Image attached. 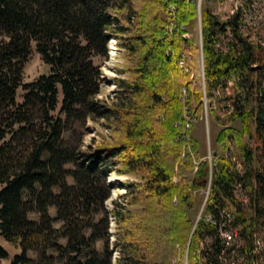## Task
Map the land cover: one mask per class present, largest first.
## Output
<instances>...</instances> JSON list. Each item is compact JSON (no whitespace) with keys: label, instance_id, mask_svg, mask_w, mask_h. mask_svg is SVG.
<instances>
[{"label":"trees","instance_id":"trees-1","mask_svg":"<svg viewBox=\"0 0 264 264\" xmlns=\"http://www.w3.org/2000/svg\"><path fill=\"white\" fill-rule=\"evenodd\" d=\"M177 12L190 23L194 7L181 2ZM165 17L164 0H0V235L19 247L7 264H111L109 215L116 264H175L176 246L189 241L190 249L212 232L188 212L195 189L206 187L203 212L225 207L245 244L252 231L264 241V43L238 32L236 15L221 20L203 6L202 77L189 78L164 49L194 58L197 46L178 34L163 37ZM226 24L231 38L218 50ZM110 36L120 39L125 61L108 101L96 97L94 58L106 56ZM32 42L48 71L22 82ZM225 88L223 115L215 114L217 149L210 161L199 159L182 107L195 117L203 96L212 104V91ZM87 115L101 117L111 133L84 148ZM236 119L239 128L230 124ZM192 157L196 168L187 176ZM111 169L132 178L123 182L124 202L112 199L108 211ZM6 254L0 245V259Z\"/></svg>","mask_w":264,"mask_h":264},{"label":"rangeland","instance_id":"rangeland-1","mask_svg":"<svg viewBox=\"0 0 264 264\" xmlns=\"http://www.w3.org/2000/svg\"><path fill=\"white\" fill-rule=\"evenodd\" d=\"M215 0H201V8L203 6H210L211 8L214 6ZM257 11L259 14V25L258 28L253 30V33H251V40L252 42L259 41L260 44L264 43V0H255ZM218 17L222 15V11H219L216 13ZM189 22V21H188ZM186 22V23H188ZM196 23V16L190 20V29L193 32L189 33V39H193L194 43L197 46V52L192 59V61L189 62L191 68L190 70L185 71L184 69L180 68L177 63L176 65L178 68L183 70L185 73H187V77L193 78V76L202 77V59H201V50H200V44H199V38L198 33L195 32L194 25ZM165 24H166V17H165ZM164 24V27H165ZM240 31H247V23H240ZM186 25V24H185ZM193 27V28H192ZM164 31V28H163ZM162 31V34H163ZM187 31V29H186ZM119 40L117 36H110L106 43V56L105 57H99L96 56L94 58L95 63L99 66V75L101 77L99 90L96 93V97L102 98L104 100L111 101L112 98H114V94L116 92V83L114 82V78L116 77H122L124 76V73H120L117 70L121 68L125 61V54L123 47L119 46ZM113 47V48H112ZM165 51V49H164ZM166 52V51H165ZM164 52V53H165ZM176 62V61H175ZM48 71V65L45 64L42 59L40 58L39 54L35 51L33 42L30 46V52L27 56L26 60L23 63L22 66V82H27L35 78L38 74L46 73ZM182 90V88H181ZM21 86L17 87L16 93H15V99L20 100V94H21ZM228 89H221V90H213V96H215V100L213 99L212 104L209 103L207 96H203L202 98V104L199 107L196 116L191 117L188 119L187 116L192 115L191 113L187 114L186 108L182 107V115L185 117L186 120H188V127L185 126L186 123L183 125V131L186 129L187 132V139H191L194 142L195 146V152L199 156V159L208 158L210 153H213L214 150L217 149V144L214 141V137L218 129L220 128L219 124H217L215 120V114L218 116L223 115V107L222 104L224 102L223 95L227 94ZM220 96V97H219ZM184 94H181L179 96V99L183 102L184 100ZM194 104V103H192ZM159 118H161L160 115H158ZM103 119L101 117H92L90 115H87L85 117L84 121V134L82 135V147L86 148L87 146H95L96 144H99L101 142H104L108 140L109 135L111 133V128L106 126L103 123ZM232 126L239 128L240 123L239 120L236 119L230 123ZM185 128V129H184ZM187 140V141H188ZM255 139L254 135L250 138V145L254 146ZM192 166L191 169H183V173L187 176H191L193 174V171L196 168L197 159L195 157H192ZM132 177L127 173H119L116 172L114 169H111L110 171L106 172V182L109 185V195L104 201L105 208L109 211L112 207L111 200L115 199L118 202H124V185L123 182L125 180L131 179ZM195 195H196V203L193 208H191L188 212L189 215L194 221L196 214L200 208V205L203 201L204 197V189L201 191V189H195ZM242 202L245 204L246 197L242 195ZM50 213H53V208L49 209ZM27 216L29 218L36 219L37 215L34 212L28 213ZM116 224L112 217L109 215L108 217V231L110 232L109 236V244L108 249L110 250V262L113 264L116 263L117 258V251L115 250L114 246H112V240L114 238V233L116 231ZM0 245L6 250L7 254L6 256L2 257L0 259V264H7L11 255L13 253H16L19 251V247L16 244H13L9 241H6L3 239V237L0 235ZM189 241H187L185 244H183L181 247L176 246L179 248V253L175 254L171 257V262H174L175 264L179 262L181 259V264H187L188 263V252L191 250L188 248ZM201 250L197 249V257L199 256V252ZM29 255H33V252L28 250L27 252ZM198 259V258H197ZM114 261V262H113ZM198 261H200L198 259ZM114 263V264H115Z\"/></svg>","mask_w":264,"mask_h":264},{"label":"built area","instance_id":"built-area-1","mask_svg":"<svg viewBox=\"0 0 264 264\" xmlns=\"http://www.w3.org/2000/svg\"><path fill=\"white\" fill-rule=\"evenodd\" d=\"M168 2L170 4V13L167 16V24H171L174 29H177L178 24H186L187 36L181 38L188 39V32L193 31L190 29V23H185L178 16L177 7L181 1L169 0ZM192 6L194 7V17L196 16V23L194 22L195 25L193 27L195 32L198 33V38L201 42V0H192ZM210 11L216 16V13L222 11V15L220 17L217 16L221 20H226L236 15L238 32L244 35L247 40L252 41L250 34L259 25V14L255 0H215L214 6L212 8L210 7ZM240 23H247V31H240ZM162 35L165 38L173 37L166 36V34ZM230 38V28L226 24L224 25V31L218 34V39L215 40L214 47L218 50H225L226 43ZM165 51L176 52L177 55H182L183 69L187 72L190 70L189 62L191 54L189 52L181 48L174 50L170 45L165 47ZM227 84H230V80L227 81ZM182 91L184 92L185 89L182 88ZM185 126L188 127V122H186ZM207 160L210 161V154ZM233 192L242 202L239 183L234 185ZM207 193L208 188L206 187L204 189V200ZM197 219H201L203 223L210 225L212 232L203 234L191 246V250L188 252L191 264H200L197 259V249H205V252L210 258V263L214 264H264L261 263V252L257 245V232L252 231L248 244H245L244 237L240 232V226L236 223L231 211L225 207H216L212 211L203 212L201 206L196 214L195 220L197 221Z\"/></svg>","mask_w":264,"mask_h":264},{"label":"bare ground","instance_id":"bare-ground-1","mask_svg":"<svg viewBox=\"0 0 264 264\" xmlns=\"http://www.w3.org/2000/svg\"><path fill=\"white\" fill-rule=\"evenodd\" d=\"M169 0H164V10H165V16H166V24L164 27L163 34H166V36H174L175 34H178L180 37H186L187 36V31H186V25L185 24H178L177 29H174L171 24H167V16L170 13V4L168 2ZM184 4H191L192 5V0H180ZM242 25V24H240ZM243 26V25H242ZM244 27V26H243ZM189 33H188V40H189ZM200 44V50H201V42L199 40ZM113 48V47H112ZM166 55H171L174 57L177 65L183 69V58L182 55H177L176 52H165ZM192 57H190V61H192ZM201 59H202V54H201ZM191 68V66H190ZM257 245L259 248V251L262 252L264 250V241L263 239L257 235ZM201 251L199 252V256L197 257L200 261V264H206L205 257L203 255V252H205V249H200ZM263 258V255L261 253V259ZM262 261V260H261ZM261 263H264L262 261Z\"/></svg>","mask_w":264,"mask_h":264},{"label":"water","instance_id":"water-1","mask_svg":"<svg viewBox=\"0 0 264 264\" xmlns=\"http://www.w3.org/2000/svg\"><path fill=\"white\" fill-rule=\"evenodd\" d=\"M201 204H203V201H202V203H201ZM195 221H196V220H194V223H195Z\"/></svg>","mask_w":264,"mask_h":264}]
</instances>
